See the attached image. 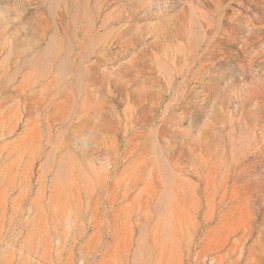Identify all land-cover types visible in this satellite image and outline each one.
<instances>
[{"label": "rangeland", "instance_id": "obj_1", "mask_svg": "<svg viewBox=\"0 0 264 264\" xmlns=\"http://www.w3.org/2000/svg\"><path fill=\"white\" fill-rule=\"evenodd\" d=\"M0 264H264V0H0Z\"/></svg>", "mask_w": 264, "mask_h": 264}]
</instances>
